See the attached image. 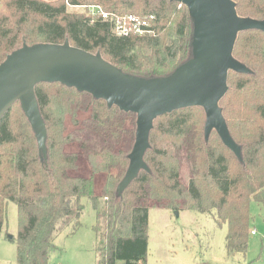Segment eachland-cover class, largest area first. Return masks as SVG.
<instances>
[{"label":"trees","instance_id":"obj_1","mask_svg":"<svg viewBox=\"0 0 264 264\" xmlns=\"http://www.w3.org/2000/svg\"><path fill=\"white\" fill-rule=\"evenodd\" d=\"M71 5H99L116 15L152 18L154 34L119 37L112 22ZM238 15L264 21V0H233ZM194 22L186 5L172 0H1L0 65L25 44H64L103 58L144 79L166 78L193 58ZM233 56L250 73L229 72L228 91L220 102L237 156L216 130L205 135L206 112L199 106L160 116L150 133L141 170L119 190L136 142L137 114L109 106L103 99L62 83L36 86L47 128L42 152L20 102L0 122V232L9 202L16 203L18 264H48L55 239L67 228L83 227L88 199L96 215L97 264H146L150 215L147 202L168 201L167 208L187 209L227 227L228 255L245 257L251 235L252 202L264 205V32L238 34ZM79 113H89L81 123ZM76 129L66 133V118ZM81 124V125H80ZM81 126L80 128H78ZM77 144L81 153L66 147ZM191 165L189 186L181 182L182 157ZM90 176L74 173L80 158ZM106 174L101 194L95 176ZM14 240V237H12Z\"/></svg>","mask_w":264,"mask_h":264},{"label":"water","instance_id":"obj_2","mask_svg":"<svg viewBox=\"0 0 264 264\" xmlns=\"http://www.w3.org/2000/svg\"><path fill=\"white\" fill-rule=\"evenodd\" d=\"M186 5L194 22L193 58L171 76L144 79L124 73L103 58L64 44H25L0 65V122L20 102L42 152L46 151L47 128L40 112L36 86L62 83L103 99L109 106L137 114L136 142L130 165L120 184L123 191L148 170L145 154L150 148L154 121L173 111L202 107L206 112L205 135L216 130L223 143L237 156L241 149L233 140L220 102L226 95L230 71L250 73L233 56L238 34L264 32V21L238 15L233 0H172Z\"/></svg>","mask_w":264,"mask_h":264},{"label":"rangeland","instance_id":"obj_3","mask_svg":"<svg viewBox=\"0 0 264 264\" xmlns=\"http://www.w3.org/2000/svg\"><path fill=\"white\" fill-rule=\"evenodd\" d=\"M67 6L69 12L87 11L91 14L89 9L74 6L93 5ZM77 117L81 123L89 117V113H79ZM65 123L66 133H72L76 129L70 116L66 118ZM66 150L81 153L77 144L67 146ZM79 164L80 167L74 174L81 177L90 176L87 160L81 157ZM180 178L185 186H189L191 165L185 155L182 157ZM105 180L104 173L95 176L96 194H101ZM83 202L85 205L81 217L83 227L76 232L72 228H67L55 239L48 264H97L95 249L97 238L93 231L96 215L90 201L84 199ZM169 204L168 201L147 202L150 239L146 264H264V205L251 203L250 229L255 234L250 235L248 252L243 257L238 254L231 256L227 254L226 226L219 228L211 217L195 211L167 208ZM18 232V207L16 203L9 202L5 227L0 232V264H18L16 244Z\"/></svg>","mask_w":264,"mask_h":264},{"label":"built area","instance_id":"obj_4","mask_svg":"<svg viewBox=\"0 0 264 264\" xmlns=\"http://www.w3.org/2000/svg\"><path fill=\"white\" fill-rule=\"evenodd\" d=\"M1 3V0H0ZM67 5H71L67 1ZM76 8H86L89 9L93 17H101L102 20L107 22H112L114 26V32L119 37H129L131 35L137 36H151L154 34L155 30L153 27L152 18H141L137 15H116L106 12L101 6H74ZM252 234H255L252 231Z\"/></svg>","mask_w":264,"mask_h":264},{"label":"crops","instance_id":"obj_5","mask_svg":"<svg viewBox=\"0 0 264 264\" xmlns=\"http://www.w3.org/2000/svg\"><path fill=\"white\" fill-rule=\"evenodd\" d=\"M251 234H252V232H251Z\"/></svg>","mask_w":264,"mask_h":264}]
</instances>
